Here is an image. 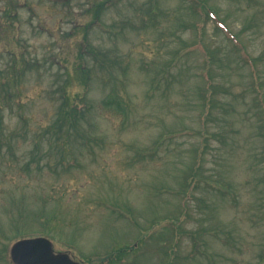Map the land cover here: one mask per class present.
I'll list each match as a JSON object with an SVG mask.
<instances>
[{"label": "rangeland", "instance_id": "374dc122", "mask_svg": "<svg viewBox=\"0 0 264 264\" xmlns=\"http://www.w3.org/2000/svg\"><path fill=\"white\" fill-rule=\"evenodd\" d=\"M98 1L0 0V264L38 235L85 264H264V0H201L227 29L194 0H108L96 20ZM85 63L93 109L51 173L60 153L40 136L66 71L69 93L88 88ZM111 90L123 127L99 107Z\"/></svg>", "mask_w": 264, "mask_h": 264}, {"label": "trees", "instance_id": "16d2710c", "mask_svg": "<svg viewBox=\"0 0 264 264\" xmlns=\"http://www.w3.org/2000/svg\"><path fill=\"white\" fill-rule=\"evenodd\" d=\"M117 1V0H116ZM153 3V1H152ZM150 4L148 8H146V13L151 17L152 14H156L157 8ZM109 2L108 0H101L96 2L92 8L94 17L97 20L99 17L102 9H104L106 6H108ZM193 6H196V8L202 13L204 12L205 15L208 16V13L210 16H214V22H216L217 25H223L226 27V23L222 19H218V17L215 15L216 10H213L210 7H205L204 1L201 0H194ZM208 12V13H207ZM11 16V15H10ZM7 16V17H10ZM211 18V17H210ZM112 28H116L113 26ZM115 30V29H114ZM230 32V31H229ZM186 45L176 50V56L181 55L182 53H185L187 50ZM87 52L89 54H92L93 64L92 65H99L100 67H106L110 69L112 65L115 63L114 59H111L106 53L102 51L97 50L92 44H90L87 47ZM246 60L250 63H254V59L252 57H248L246 54H244ZM173 59H171L172 61ZM24 65H31L29 61L23 62ZM172 63V62H170ZM23 65V66H24ZM170 65V64H169ZM166 67V72L163 73L164 77H168L169 67ZM13 68L12 73H14L11 78H15L18 73L24 72V67H19L15 69L14 66H11ZM90 66L85 63L81 64L80 66V72L76 75L78 79L86 86L88 87L90 84L91 79V68ZM17 71V72H16ZM110 75L113 74L112 71H110ZM7 77H9L10 74L7 73ZM1 83H4L3 77H1ZM7 81V80H6ZM73 81L72 75L66 71V75L64 77L63 85L60 86V97L57 101V106L54 109V114L51 116L50 122H48L42 132L43 134L40 136V139H43L47 137L44 134H50L48 136V141L50 144L54 142V146L59 151V158L54 163H50L51 165L48 166L47 164H44L41 166L40 162L43 159L42 157L39 158H30L29 160L25 161L22 165H20L22 168L30 169L32 170V164H34V168H41L46 167L51 173H56L57 167L62 166V169L60 173H65L68 171L71 167V162L67 159L66 155L68 152V149L70 148L69 139L71 137V132H78L81 131L82 121L87 117L88 113L93 109V103L89 100L88 93H89V87L82 93H75L71 94L67 91V86L71 85ZM6 83V82H5ZM5 85V84H4ZM3 85V86H4ZM3 88V87H2ZM7 92H10V90H7ZM124 97H122L121 94H119L116 90H111L101 101L99 104V107L102 109L105 116L116 126H125V124L129 121L130 116V106L129 102L126 100H123ZM1 109V108H0ZM2 123V114L0 112V124ZM171 136L173 135L171 132L166 133L164 136ZM163 137V135H162ZM161 137V138H162ZM161 138L158 139L155 142V147L158 143L161 142ZM53 145V144H52ZM39 147L38 145H36ZM147 149V148H146ZM153 149V148H151ZM148 153V150H141L138 152V155H146ZM140 156V157H141ZM41 166V167H40ZM184 181H188V177H185ZM134 247V246H133ZM124 250V249H123ZM117 252L123 253L121 250H118ZM118 256V255H116ZM5 245L0 246V260L2 258H5ZM119 257V256H118Z\"/></svg>", "mask_w": 264, "mask_h": 264}, {"label": "water", "instance_id": "95a60500", "mask_svg": "<svg viewBox=\"0 0 264 264\" xmlns=\"http://www.w3.org/2000/svg\"><path fill=\"white\" fill-rule=\"evenodd\" d=\"M12 264H83L69 252L55 251L44 236L25 237L12 244L9 251Z\"/></svg>", "mask_w": 264, "mask_h": 264}]
</instances>
